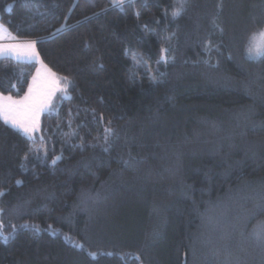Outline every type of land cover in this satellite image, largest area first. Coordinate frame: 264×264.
Listing matches in <instances>:
<instances>
[{"label":"trees","instance_id":"16d2710c","mask_svg":"<svg viewBox=\"0 0 264 264\" xmlns=\"http://www.w3.org/2000/svg\"><path fill=\"white\" fill-rule=\"evenodd\" d=\"M176 7L0 0L13 36L38 40L44 64L74 81L34 140L0 121L1 217L16 227L0 264H262L251 232L264 222V59L245 48L264 0H189L174 20ZM37 68L1 57L0 91L22 96ZM101 113L118 136L108 152Z\"/></svg>","mask_w":264,"mask_h":264},{"label":"snow or ice","instance_id":"6c2138e0","mask_svg":"<svg viewBox=\"0 0 264 264\" xmlns=\"http://www.w3.org/2000/svg\"><path fill=\"white\" fill-rule=\"evenodd\" d=\"M129 4L134 5L135 0H127ZM178 7L174 8L171 12L172 18L179 19L181 15H183L189 3V0H175ZM125 0H113L114 6H122L124 5ZM222 7L218 5V8ZM136 15H139L137 12ZM165 18L168 17L169 13L165 9L163 12ZM215 24V19L213 20ZM146 27V26H145ZM218 27V25H217ZM62 29H57V31H61ZM223 31V29H220ZM12 40H18L19 38L16 36L11 35L8 33V29L3 23H0V57H14L15 59H27L36 61L41 65V68H38L36 74L32 76V81L28 84L27 91L22 95L15 97L11 94L5 95L4 93L0 92V121L3 122L4 125L11 126V128L18 130L21 132L25 137L29 139H35L36 134L40 128V117L45 112H55L57 109L54 107L52 101L53 97L56 95L57 92L61 93L63 97L70 98L68 95V89L70 86L74 84V81L69 78L68 76L59 75L58 73L54 72L48 65L44 64L43 59L41 58L40 52L37 49L36 45L38 40L36 39H28L18 43H8L5 44L2 41L5 39V34ZM43 39V38H39ZM167 39H171L168 37ZM85 48L90 47L87 43L84 45ZM168 48H162V61L158 60L157 63L160 64L161 62L167 63V53ZM246 55L250 59L261 60L264 59V23L260 30L254 32L250 40L245 48ZM132 60L134 63H138L135 56H132ZM174 62V58H173ZM103 64L101 63L99 67L103 68ZM218 66L214 65V67ZM43 74V75H42ZM149 79L152 83H156V76L149 71L148 73ZM14 87V86H13ZM93 113L94 118L96 117L95 110H91ZM71 112V110H69ZM99 119L103 123L105 121L104 115L101 113L99 114ZM112 125V119L107 118V122L103 123V136L102 140L103 143L99 145L104 152L109 151V147L112 144V138L115 137L118 139L117 133ZM40 139L42 140L43 137L41 136ZM83 148V143L79 145ZM97 145H93L95 147ZM33 155H37L39 152L38 149L31 150ZM44 157H47V151H44ZM28 155L24 156V160H28ZM62 157L57 156L55 159L51 161L52 165H55L58 160ZM125 164L131 166L130 161H124ZM21 167L23 168L24 165L22 164ZM16 183L22 184L23 182L17 180ZM6 194V190H0V197H3ZM4 209L0 208V213H3ZM21 228H29L31 227L28 224H24L20 226ZM12 232L6 233L4 231V223L0 220V241L7 243L10 239L15 237L16 227L12 225ZM34 231L39 234L40 229L35 228ZM251 238L255 241L256 245L261 249L264 250V222L258 224L251 232ZM67 240L71 243V246L74 249L78 250H86L84 243L72 242L70 237H66ZM88 255L95 259L97 257L96 252H88ZM135 259L140 260V256L137 253L135 255ZM262 264H264V257H262Z\"/></svg>","mask_w":264,"mask_h":264},{"label":"crops","instance_id":"0c3cea01","mask_svg":"<svg viewBox=\"0 0 264 264\" xmlns=\"http://www.w3.org/2000/svg\"><path fill=\"white\" fill-rule=\"evenodd\" d=\"M0 23H2L1 21H0ZM8 33H10L11 35H13L9 30H8ZM22 41H24V40H12L9 36H8V34L6 33L5 34V39L2 41L3 43H6V44H8V43H18V42H22ZM1 58V57H0ZM11 58H14V57H11ZM15 59V58H14ZM20 61H32V60H27V59H19ZM34 62H36V61H34ZM38 63V62H37ZM41 67V65L38 63V68H40Z\"/></svg>","mask_w":264,"mask_h":264},{"label":"rangeland","instance_id":"374dc122","mask_svg":"<svg viewBox=\"0 0 264 264\" xmlns=\"http://www.w3.org/2000/svg\"><path fill=\"white\" fill-rule=\"evenodd\" d=\"M7 28V27H6ZM8 29V28H7ZM9 30V29H8ZM6 44V43H5ZM36 47H37V45H36ZM38 49V48H37ZM27 62H34V61H27ZM41 68V67H40ZM38 69V68H37ZM35 74H36V72H35ZM43 75V74H42ZM1 92V91H0ZM58 95H59V92H57L56 93V95L53 97V101H52V103H53V105L55 104V101L57 100V97H58ZM54 107L56 108V106L54 105ZM57 109V108H56ZM47 111H45L44 113H46ZM43 113V114H44ZM42 114V115H43ZM42 115H41V117H40V128H41V118H42ZM40 128H39V130H38V132H40ZM0 220H2V217H1V213H0ZM4 231L6 232V233H9L6 229H5V227H4Z\"/></svg>","mask_w":264,"mask_h":264}]
</instances>
